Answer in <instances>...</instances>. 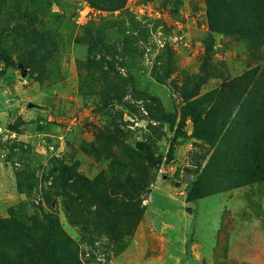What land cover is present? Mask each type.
Listing matches in <instances>:
<instances>
[{
    "label": "rangeland",
    "instance_id": "rangeland-1",
    "mask_svg": "<svg viewBox=\"0 0 264 264\" xmlns=\"http://www.w3.org/2000/svg\"><path fill=\"white\" fill-rule=\"evenodd\" d=\"M243 1L0 0V264H264V0Z\"/></svg>",
    "mask_w": 264,
    "mask_h": 264
},
{
    "label": "trees",
    "instance_id": "trees-1",
    "mask_svg": "<svg viewBox=\"0 0 264 264\" xmlns=\"http://www.w3.org/2000/svg\"><path fill=\"white\" fill-rule=\"evenodd\" d=\"M243 2H245V0ZM245 4H246V2L243 4V6H245ZM119 7H121L120 4L117 5L115 8H119ZM260 27L264 29V22L260 21ZM189 112H190V116H191L194 124L198 125L201 121V115H200V113H198L196 107H191ZM180 134L182 137H185L187 133H186V131H180ZM174 154H175V144L172 143L170 146L169 156L166 159L165 163H167V164L171 163L174 160ZM187 181L189 182V180H187ZM194 181L195 180L193 179L189 182L190 184L187 186V190H188V200L195 202L200 198V193H199V189L197 187L191 186V184L194 183ZM28 220L32 224H31V226H29L24 231L25 243L26 244H29V243L30 244H33V243L39 244L40 242L42 243V241L45 239V238H43V236L46 233L45 229L47 228V226L41 225L39 223L40 219L37 220L36 218H29ZM47 222L50 223L49 220ZM13 224H14V222H13ZM50 227H51V229L49 231H47V233L50 237H54V236L58 237L60 234L65 236L64 233L61 230H58L55 226H53V224ZM42 230L43 231L45 230L43 235H42ZM45 237L48 239L47 234ZM15 239H18V237L16 236Z\"/></svg>",
    "mask_w": 264,
    "mask_h": 264
},
{
    "label": "water",
    "instance_id": "water-1",
    "mask_svg": "<svg viewBox=\"0 0 264 264\" xmlns=\"http://www.w3.org/2000/svg\"><path fill=\"white\" fill-rule=\"evenodd\" d=\"M21 67H22V65H21Z\"/></svg>",
    "mask_w": 264,
    "mask_h": 264
}]
</instances>
